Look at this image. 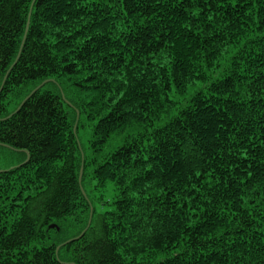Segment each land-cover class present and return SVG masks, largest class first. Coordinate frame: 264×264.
<instances>
[{
  "label": "trees",
  "instance_id": "1",
  "mask_svg": "<svg viewBox=\"0 0 264 264\" xmlns=\"http://www.w3.org/2000/svg\"><path fill=\"white\" fill-rule=\"evenodd\" d=\"M0 146V264H264V0H0Z\"/></svg>",
  "mask_w": 264,
  "mask_h": 264
},
{
  "label": "rangeland",
  "instance_id": "2",
  "mask_svg": "<svg viewBox=\"0 0 264 264\" xmlns=\"http://www.w3.org/2000/svg\"><path fill=\"white\" fill-rule=\"evenodd\" d=\"M33 85H30V87H32ZM46 87L51 88L50 84H47ZM53 89V88H51ZM68 96L70 97V93L67 92ZM81 97L89 99V97H86L85 94H80ZM19 101L18 97H12V102L9 104L8 106V110L12 111L15 107L16 102ZM80 138H81V142L85 148L86 151H88V146H89V133L85 130V129H81L80 131ZM118 142V141H117ZM111 148V145L109 144L108 147L106 148L107 150H109ZM19 152H13L11 149L6 148V147H1L0 146V170H4L7 167H9L10 165H12L18 156ZM94 187L91 183H86V190L88 192V194L91 196L92 200L94 201V205L97 208H100V204L98 199L100 198V192L98 190H93ZM113 197V191L110 190V188L108 190H106L105 192V196L103 197L104 200H110Z\"/></svg>",
  "mask_w": 264,
  "mask_h": 264
},
{
  "label": "water",
  "instance_id": "3",
  "mask_svg": "<svg viewBox=\"0 0 264 264\" xmlns=\"http://www.w3.org/2000/svg\"><path fill=\"white\" fill-rule=\"evenodd\" d=\"M24 43V42H23ZM23 43H22V45H23ZM18 57H19V55H18ZM18 57H17V59H18ZM82 173H83V168L81 169V172H80V180H81V178H82ZM52 227L54 226V225H51Z\"/></svg>",
  "mask_w": 264,
  "mask_h": 264
}]
</instances>
